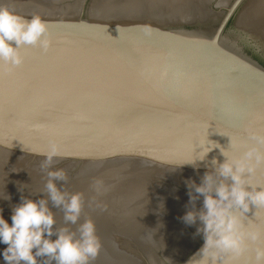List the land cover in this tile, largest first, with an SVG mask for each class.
I'll return each mask as SVG.
<instances>
[{
    "label": "water",
    "instance_id": "95a60500",
    "mask_svg": "<svg viewBox=\"0 0 264 264\" xmlns=\"http://www.w3.org/2000/svg\"><path fill=\"white\" fill-rule=\"evenodd\" d=\"M0 4L27 20L40 15L51 41L47 51L23 46L19 66L0 63L12 81L0 106V209L9 224L22 197L47 198L41 164L52 144L60 156L49 170L67 176L54 183L83 194L79 223L91 219L101 237L183 217L193 208L186 181L200 184L213 159L224 162L222 151L238 139L230 128L249 142L264 135V0ZM73 28L84 31L73 36ZM169 62L189 69L176 100L157 90ZM246 109L256 111L245 124ZM144 124L159 127L137 132ZM192 128L197 142L180 147ZM97 180L105 191H95ZM252 184L264 187L259 178ZM194 206L201 209L203 197ZM49 207L54 228L76 230L65 225L62 209ZM6 247L0 244V253Z\"/></svg>",
    "mask_w": 264,
    "mask_h": 264
},
{
    "label": "clouds",
    "instance_id": "9594fccd",
    "mask_svg": "<svg viewBox=\"0 0 264 264\" xmlns=\"http://www.w3.org/2000/svg\"><path fill=\"white\" fill-rule=\"evenodd\" d=\"M50 44L48 25L40 15L27 20L0 4V63L14 68L23 63L20 51L23 46H40L47 51ZM251 141L231 138V154L228 150L222 151L224 162L213 159V170L205 172L200 184L186 181L193 208L185 213L182 221L189 226L199 221L197 232L203 234L205 242L203 255L213 261L227 258L224 264H241L244 257L247 258L243 264H264V225L244 224V214L250 206L264 209V187L257 190L248 179L264 167V135H254ZM58 156L60 148L52 144L41 164V170L47 175L43 191L46 199L22 197L21 203L12 209L11 224L0 209V244L7 245L0 255L5 264H92L101 253L103 244L95 223L91 219L79 223L83 194L62 191L54 183L67 179L63 169L49 170ZM205 156L198 160L203 161ZM245 173L250 174L247 179ZM249 184L251 188L247 187ZM94 189L97 193L106 190L99 180ZM200 197H203V207L197 210L194 205ZM49 201L62 209L65 225H77L75 231L67 226L54 228L57 222ZM146 238L154 240L151 234ZM37 258H43L42 262Z\"/></svg>",
    "mask_w": 264,
    "mask_h": 264
},
{
    "label": "snow or ice",
    "instance_id": "6c2138e0",
    "mask_svg": "<svg viewBox=\"0 0 264 264\" xmlns=\"http://www.w3.org/2000/svg\"><path fill=\"white\" fill-rule=\"evenodd\" d=\"M83 29H76L73 28V31H71V35L76 36L81 34L83 32ZM161 46L166 47L163 45V41H161ZM143 65V62H138ZM189 69L187 67H182L177 65L176 63L169 62L167 67V80L162 82L159 87L158 91H162L169 99L176 100L180 96V89L182 81L187 77ZM146 83L149 87H152L154 84V78L150 75H146ZM12 88V81L9 79L7 82L4 79L3 73H0V106H3L5 103V94L6 92H10ZM259 110L264 111V105H262ZM226 111L224 107H221L220 112L221 115ZM246 118H245V124L248 122L251 114L256 110H248L246 109ZM244 124V125H245ZM155 127H159L158 124H144L141 125V127L137 128L136 131H150ZM237 136L238 139L245 141L248 138L243 134L242 131H236L232 128H230ZM197 134V129L192 128L189 130V132L186 134L185 137H183L180 141V147H186L189 144H193L194 142H197L195 137ZM229 154H231V148H229ZM258 176L257 177H251L250 182H255L258 178L264 182V167L259 168L258 170Z\"/></svg>",
    "mask_w": 264,
    "mask_h": 264
}]
</instances>
